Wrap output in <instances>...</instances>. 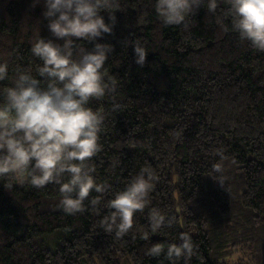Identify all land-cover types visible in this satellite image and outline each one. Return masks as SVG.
Instances as JSON below:
<instances>
[{
	"label": "trees",
	"instance_id": "obj_1",
	"mask_svg": "<svg viewBox=\"0 0 264 264\" xmlns=\"http://www.w3.org/2000/svg\"><path fill=\"white\" fill-rule=\"evenodd\" d=\"M153 2L117 0L113 31L96 41L112 45L105 67L116 90L90 102L105 114L102 151L91 163L113 191L149 168L156 177L150 207L171 217L172 227L140 240L145 209L117 239L99 226L111 194L99 215L87 201L84 213L66 215L58 185L10 189L0 181V264H161L147 247L179 243L185 232L197 245L190 264H264V52L231 30L227 0L215 13L198 8L187 30L162 25ZM44 10V0H0V62L10 74L16 67L35 73L31 44L55 39ZM101 15L108 22L109 13ZM94 43L81 41L88 50ZM135 44L148 52L143 66ZM221 155L223 185L212 172Z\"/></svg>",
	"mask_w": 264,
	"mask_h": 264
},
{
	"label": "clouds",
	"instance_id": "obj_2",
	"mask_svg": "<svg viewBox=\"0 0 264 264\" xmlns=\"http://www.w3.org/2000/svg\"><path fill=\"white\" fill-rule=\"evenodd\" d=\"M116 3L117 0H44L43 16L55 39L39 36L31 44V54L40 62L35 73L30 67H16L10 74L9 64L0 62V82H8L0 83V181H7L10 189L25 184L37 189L58 185V207L66 215L84 213L88 206L99 215L102 200L111 194L103 204L108 214L99 226L117 239L128 236L136 214L149 209L147 228L138 230L139 239L148 242L152 234L173 224L165 212L150 207L155 174L147 167L141 168L122 190L113 191L111 184L97 181L96 168L91 163L102 151L105 114L102 107L93 109L90 102L100 101L116 90V81L105 67L112 45L96 41L113 31ZM218 5L219 0L153 2L162 25L182 26L185 30L198 8L215 13ZM227 5L231 30L256 51L264 52V0H227ZM102 11L109 13L108 22ZM81 41L95 43L88 50ZM133 48L135 63L143 66L147 50L139 44ZM118 108L113 105V111ZM212 172L223 185L222 155ZM90 193L97 195L90 198ZM177 240L179 243H151L145 255L162 256L161 264H180L181 260L190 264L197 255V245L187 232Z\"/></svg>",
	"mask_w": 264,
	"mask_h": 264
}]
</instances>
